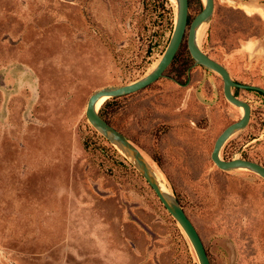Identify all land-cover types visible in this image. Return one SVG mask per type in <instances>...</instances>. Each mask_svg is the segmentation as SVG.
Returning <instances> with one entry per match:
<instances>
[{"label":"rangeland","instance_id":"rangeland-1","mask_svg":"<svg viewBox=\"0 0 264 264\" xmlns=\"http://www.w3.org/2000/svg\"><path fill=\"white\" fill-rule=\"evenodd\" d=\"M206 0H189L191 21ZM178 0H0V264H200L132 158L88 119L90 96L152 72ZM198 45L264 87V0H215ZM235 90V89H233ZM220 156L264 165V97ZM116 100L113 126L142 151L198 229L212 264H264V178L212 159L244 109L196 63L186 33L164 75Z\"/></svg>","mask_w":264,"mask_h":264},{"label":"water","instance_id":"water-1","mask_svg":"<svg viewBox=\"0 0 264 264\" xmlns=\"http://www.w3.org/2000/svg\"><path fill=\"white\" fill-rule=\"evenodd\" d=\"M178 2V17L171 41L167 49L165 50L162 58L158 62L156 68L152 72L147 74L145 77L132 83L119 86L105 87L95 91L89 98L86 113L88 119L100 132H102L109 140L118 144L123 150H125L135 158L134 162L144 175L147 182L154 189V191L156 192L164 206L167 208V210L172 214V216L176 218V220L180 223V225L187 233L189 239L191 240L195 248L200 264H212L204 241L195 224L189 218L180 203L176 199H174L169 193L167 194L163 192V189L161 188L157 176L155 175L151 166L145 159L141 149L135 143H133L123 132H121L110 122H108L101 115L100 110L97 109V103L103 96L115 97L137 92L149 86L153 82L157 81L160 77L164 75L165 71L171 65L177 52L179 51L188 28L189 0H178ZM214 6L215 0H206L204 8L192 20L189 26V50L196 63L207 66L217 71L222 76L224 80V94L226 98L237 106L242 107L244 109V112L239 120L229 124L217 137L211 157L220 168L232 169L237 167H245L259 173L264 178V165L261 163L241 157H235L226 160L221 158L220 156L221 149L226 140L231 137L235 132L247 127L251 120V104L248 101L236 96L233 92V87L236 86L242 88L256 89L262 91L263 93L264 88L258 85L245 84L235 81L224 64L211 57L198 45V28L203 22L207 21L211 17L214 11Z\"/></svg>","mask_w":264,"mask_h":264},{"label":"trees","instance_id":"trees-1","mask_svg":"<svg viewBox=\"0 0 264 264\" xmlns=\"http://www.w3.org/2000/svg\"><path fill=\"white\" fill-rule=\"evenodd\" d=\"M182 45V44H181ZM178 53V52H177ZM177 55V54H176ZM176 57V56H175ZM175 59V58H174ZM120 98L119 96H115L113 97L114 102H117V99ZM113 108H110V103L107 101L105 103V105L101 108L100 113L101 115L110 123H112L113 121V117L115 115L116 112L113 111ZM113 124V123H112Z\"/></svg>","mask_w":264,"mask_h":264},{"label":"flooded vegetation","instance_id":"flooded-vegetation-1","mask_svg":"<svg viewBox=\"0 0 264 264\" xmlns=\"http://www.w3.org/2000/svg\"><path fill=\"white\" fill-rule=\"evenodd\" d=\"M194 19V18H193ZM192 19V20H193ZM192 20L190 21V20H188V28H187V31H186V33L188 34V36H189V26H190V24H191V22H192ZM186 33H185V35H186ZM185 37V36H184ZM228 69V68H227ZM229 70V69H228ZM230 72V71H229ZM231 74V73H230ZM232 76V75H231ZM233 78V77H232ZM235 80V79H234ZM235 81H237V82H240V83H245V84H251V83H246V82H241V81H238V80H235ZM253 85H257V84H253ZM258 86H260V85H258ZM262 87V86H261ZM264 88V87H263ZM233 89H235V90H233V92H234V94L236 95V96H238L237 94H236V90H239V89H245V90H248V91H254V92H257V93H259L261 96H263L264 97V93L262 92V91H259V90H256V89H249V88H242V87H233ZM239 97V96H238ZM240 98V97H239ZM242 99V98H241ZM251 108H252V106H251ZM251 115H252V112H251ZM235 122V121H234Z\"/></svg>","mask_w":264,"mask_h":264},{"label":"bare ground","instance_id":"bare-ground-1","mask_svg":"<svg viewBox=\"0 0 264 264\" xmlns=\"http://www.w3.org/2000/svg\"><path fill=\"white\" fill-rule=\"evenodd\" d=\"M107 99V96H103L99 101H98V103H97V109H99L101 106H102V104L104 103V101ZM125 151V150H124ZM126 152V151H125ZM131 158H132V160L133 161H135V158L133 157V156H131L128 152H126ZM158 179V178H157ZM158 181H159V183H160V185H161V188L163 189V192H165V193H167L168 194V191H167V188H166V185L162 182V181H160L159 179H158ZM170 194V193H169Z\"/></svg>","mask_w":264,"mask_h":264}]
</instances>
